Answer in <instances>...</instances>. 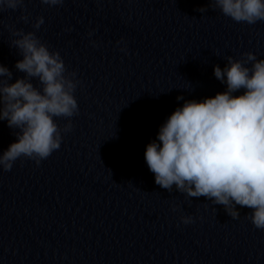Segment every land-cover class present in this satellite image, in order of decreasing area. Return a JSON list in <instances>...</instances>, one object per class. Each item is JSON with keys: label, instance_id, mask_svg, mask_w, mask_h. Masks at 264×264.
I'll return each mask as SVG.
<instances>
[{"label": "clouds", "instance_id": "9594fccd", "mask_svg": "<svg viewBox=\"0 0 264 264\" xmlns=\"http://www.w3.org/2000/svg\"><path fill=\"white\" fill-rule=\"evenodd\" d=\"M49 6L64 0H41ZM237 23L249 25L264 21V0H209ZM24 0H0V10H16ZM199 11L205 12L206 8ZM27 21L28 17H21ZM44 18L33 24L39 29ZM19 37L12 45L23 56L17 70L26 78L9 84L11 71L0 65V120L18 128V140L0 154V168L12 169L16 160L26 157L37 165L59 149L61 129L54 118H70L78 112L73 95L75 73L66 75L59 52L49 50L35 32L14 31ZM245 60L227 57V66H214V76L227 84V91L203 101H186L160 127L157 140L146 146L145 160L154 173L155 183L171 191L172 186L189 197H207L223 205L233 219L240 216L236 205L253 209L248 219L257 229H264V59L245 53ZM251 62V67L246 65ZM29 78H38L41 88ZM226 78V79H225ZM245 89L243 95L232 93ZM178 100L183 97H177ZM69 121L64 132L70 131ZM194 186V187H193ZM183 224L193 222L181 216Z\"/></svg>", "mask_w": 264, "mask_h": 264}]
</instances>
